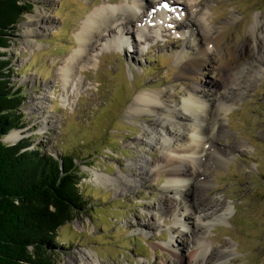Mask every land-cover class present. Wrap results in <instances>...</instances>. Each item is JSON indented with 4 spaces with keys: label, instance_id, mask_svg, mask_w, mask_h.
Returning a JSON list of instances; mask_svg holds the SVG:
<instances>
[{
    "label": "rangeland",
    "instance_id": "rangeland-1",
    "mask_svg": "<svg viewBox=\"0 0 264 264\" xmlns=\"http://www.w3.org/2000/svg\"><path fill=\"white\" fill-rule=\"evenodd\" d=\"M29 1L31 10L16 24L10 46L2 49L11 68L10 83L21 88L17 112L24 124L10 131L19 134L16 141L4 140L13 144L24 138L30 142L29 149L74 157L86 204L58 229L57 242L49 250L54 264H75L80 254L95 255L101 264H179L180 260L188 264L195 242L192 228L196 235L202 233L198 235L208 248L203 264H213L215 249L229 248L231 253L220 259L222 264H264V51L251 55L249 30L255 17L264 26V0H202L201 12L218 35L220 48L227 45L231 55L244 57L230 68L237 76L245 71L252 76L246 75V84L236 88L233 103L220 113L223 128L210 148H221L228 161L215 166L202 159L198 177L212 183L207 189L194 187L198 209L189 206L192 196L183 198L182 192L165 189L163 171L155 178L144 176L137 186L124 190L116 183L94 180L93 172L113 176L122 170L133 176L142 153L152 159L160 156L161 149L148 145L142 136L141 126H154L155 118L126 110L143 92L175 95L177 103L184 100L186 81L178 76L180 65L198 55L207 41L202 30H191L186 19L187 13L192 17L200 13V7L177 0L183 9L177 11L168 3L167 12L159 0H146L141 8L144 16L126 25L129 35L122 45L117 44L120 28L103 31L88 42L81 53L84 60L70 66L71 86L62 80L60 68H67L69 58L79 50L77 40L86 16L101 6H132V0ZM163 10L166 17L150 20L152 12ZM37 13L48 29L28 35L38 28L32 18ZM25 42L32 46L31 52L22 50ZM203 72L207 81L200 85L202 93L219 82L218 69L206 63ZM173 196L179 202L172 211L169 204L165 212L164 198L173 200ZM216 201L221 204L215 206ZM215 214L222 217L217 220ZM205 218L213 219L207 228L202 223ZM169 248L176 254H170Z\"/></svg>",
    "mask_w": 264,
    "mask_h": 264
},
{
    "label": "bare ground",
    "instance_id": "bare-ground-1",
    "mask_svg": "<svg viewBox=\"0 0 264 264\" xmlns=\"http://www.w3.org/2000/svg\"><path fill=\"white\" fill-rule=\"evenodd\" d=\"M168 3L175 6L173 8L177 11L183 9L177 3V0H159L158 2L162 7ZM186 4H189L190 7H200V13L196 14L194 17H192L191 13H187L186 19L191 23V30H193V27H195V29L200 28L203 32V36H201L207 41L205 43V48H200L198 55L195 54L180 65L178 76L186 81L183 82L184 98H182L184 100L181 103H177L174 99L175 95H169L167 97L170 99L166 101V95L163 96L160 92H143L134 97L132 103L126 110L127 113H146L155 118L154 126L151 124H144L141 126L142 136L148 140V145H154V147L161 149L160 156L152 159L145 153H142L134 164L137 173L133 176L129 174L126 175L122 170H119V172L115 173L113 176L100 175L97 172H93V175L96 181L101 180V182L116 183L117 185H121V188L124 190L127 188L129 189L131 186H137L136 184L142 181V177L144 176H153L155 178L163 171L166 173L165 189L169 191L173 190L176 193L182 192L183 198L192 196V201L191 203L189 202V206L192 204L195 209H198L200 200L196 201L198 198L194 187L201 186L207 189L212 183L211 179H205L203 176L198 177L201 175L202 171H200V169L204 165L202 159L204 160L206 158V160L212 161L215 166L226 165L228 161L221 148H210V142L211 145L215 143L216 132L223 128L220 113L225 112L230 104L233 103V97L236 95V88L242 87L246 84V81H248L245 78L246 75L250 77L252 74H247L248 71H245V73L241 72V76H237L238 72H234V70L230 68L234 64L239 63L244 57L242 55L240 56L242 58H238L231 55V51L227 45L223 46V50L222 47L220 48L218 35H214V31L206 24V19L204 17L205 12H201L205 3L202 2V0H186ZM146 5V0H132V6H101L91 11L80 27L81 33L77 40L80 46L79 50L75 51V54L69 58L70 63L67 65V68H60V76L65 84L74 86V78L71 80L68 78V73L71 69L70 66H72L74 62L78 63L84 60V56L81 55V53L84 52L85 47H89V41L98 39L99 35H103V31L113 32L114 29L120 28L119 37L117 36V44L122 45L124 43L123 41H125L129 35L128 30L125 28L126 25H130L144 16L141 8ZM40 17L38 13L32 17L34 19L33 23L38 25L37 29L39 33L36 29L33 32H29L28 35L34 33L40 34V32H44L48 29L46 25L42 26L45 22L40 20ZM164 17H166L164 10L163 12L154 11L151 13L150 20L157 21ZM176 28L178 29V26ZM249 30L252 43L251 55L256 57L254 54L259 56L261 51H264V26L261 24L260 18L255 17L254 23L250 26ZM200 39L201 38H199V42L201 41ZM31 49L32 46L30 47V44L25 42L22 50L31 52ZM240 49L241 48L234 50V55L238 54ZM78 59L79 61L77 62ZM206 63L213 69L216 68L219 71V82H217V87L215 84H211L209 86L210 88L205 89L203 92L204 94L208 93L207 97L199 91L200 85L207 81V76L203 72ZM197 74L200 75V78H198ZM66 90H68L67 87ZM62 101H66L64 95L62 96ZM165 113H172L173 116L168 117ZM18 137L19 134L13 131L5 136V139L6 141L12 142L16 141ZM207 146H209V150L205 149ZM187 192L188 194H186ZM177 202L179 201L176 196H173V200L164 198L165 206L162 208H165L164 211L166 212L169 204H173L169 208V210H171L172 207H176ZM214 204L215 206L220 205L221 201H216ZM226 210L229 211V208ZM151 217L154 216L152 215ZM216 217L218 220L222 215H217ZM212 220L211 218L203 219V227L207 228ZM184 224L185 223L181 222V225ZM195 230V228L191 229L193 236H195V242L191 246L193 248L191 253H188L190 257V262H188V264H203L204 258L208 260V257L205 256L208 248L204 243L203 236L198 235L202 233L196 235ZM169 252L172 255L176 254V251L170 248ZM211 253L212 251L209 254ZM215 253L216 255L214 258H216V260L213 259L212 263L222 264L223 261H220V259L222 260V258L229 255L231 249H215ZM72 262L74 261H70L69 264ZM177 263V261L173 262V264ZM181 263L182 260L179 261V264ZM75 264H101V262L95 255L92 258H88V256L83 257L80 254L75 257Z\"/></svg>",
    "mask_w": 264,
    "mask_h": 264
},
{
    "label": "trees",
    "instance_id": "trees-1",
    "mask_svg": "<svg viewBox=\"0 0 264 264\" xmlns=\"http://www.w3.org/2000/svg\"><path fill=\"white\" fill-rule=\"evenodd\" d=\"M29 0H0V264H54L49 251L57 231L85 207L74 157H55L27 139L8 143L5 136L24 124L17 108L21 88L10 83V46Z\"/></svg>",
    "mask_w": 264,
    "mask_h": 264
},
{
    "label": "snow or ice",
    "instance_id": "snow-or-ice-1",
    "mask_svg": "<svg viewBox=\"0 0 264 264\" xmlns=\"http://www.w3.org/2000/svg\"><path fill=\"white\" fill-rule=\"evenodd\" d=\"M164 7H167V5L165 4Z\"/></svg>",
    "mask_w": 264,
    "mask_h": 264
}]
</instances>
